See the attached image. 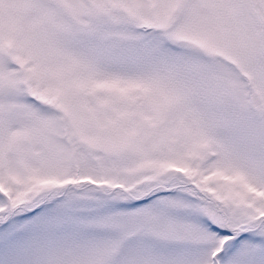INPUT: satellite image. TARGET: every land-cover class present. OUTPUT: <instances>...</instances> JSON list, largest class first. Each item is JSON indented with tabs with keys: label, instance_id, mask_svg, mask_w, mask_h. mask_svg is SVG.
I'll list each match as a JSON object with an SVG mask.
<instances>
[{
	"label": "snow or ice",
	"instance_id": "obj_1",
	"mask_svg": "<svg viewBox=\"0 0 264 264\" xmlns=\"http://www.w3.org/2000/svg\"><path fill=\"white\" fill-rule=\"evenodd\" d=\"M0 264H264V0H0Z\"/></svg>",
	"mask_w": 264,
	"mask_h": 264
}]
</instances>
